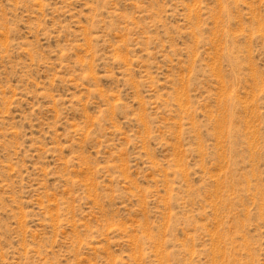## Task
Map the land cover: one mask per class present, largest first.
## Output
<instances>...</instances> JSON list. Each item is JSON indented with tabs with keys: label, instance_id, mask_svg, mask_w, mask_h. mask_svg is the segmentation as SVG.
I'll return each instance as SVG.
<instances>
[{
	"label": "rangeland",
	"instance_id": "rangeland-1",
	"mask_svg": "<svg viewBox=\"0 0 264 264\" xmlns=\"http://www.w3.org/2000/svg\"><path fill=\"white\" fill-rule=\"evenodd\" d=\"M0 264H264V0H0Z\"/></svg>",
	"mask_w": 264,
	"mask_h": 264
}]
</instances>
